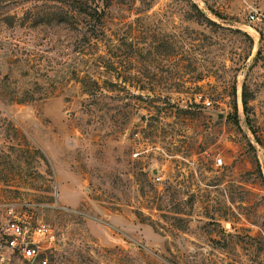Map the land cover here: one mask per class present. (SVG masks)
Wrapping results in <instances>:
<instances>
[{
  "label": "rangeland",
  "instance_id": "rangeland-1",
  "mask_svg": "<svg viewBox=\"0 0 264 264\" xmlns=\"http://www.w3.org/2000/svg\"><path fill=\"white\" fill-rule=\"evenodd\" d=\"M0 202L53 264H264V0H0Z\"/></svg>",
  "mask_w": 264,
  "mask_h": 264
},
{
  "label": "built area",
  "instance_id": "built-area-1",
  "mask_svg": "<svg viewBox=\"0 0 264 264\" xmlns=\"http://www.w3.org/2000/svg\"><path fill=\"white\" fill-rule=\"evenodd\" d=\"M216 161L223 164L221 157ZM56 242L54 226L38 217L33 204L0 202V264H53Z\"/></svg>",
  "mask_w": 264,
  "mask_h": 264
},
{
  "label": "trees",
  "instance_id": "trees-1",
  "mask_svg": "<svg viewBox=\"0 0 264 264\" xmlns=\"http://www.w3.org/2000/svg\"><path fill=\"white\" fill-rule=\"evenodd\" d=\"M81 8L84 10V11H87L88 9H93L95 10V12L97 13L96 16H93L92 18L94 19L95 22H101L102 21V18L104 17L105 15V12H104V9L103 10H100L99 9V6L98 5H95L94 7L92 6V4H88L86 2H82L81 4ZM95 17V18H94ZM91 18V19H92ZM57 22L56 24L57 25H61V17L59 19H56ZM54 20V21H56ZM40 23V22H39ZM51 23V22H49ZM37 24V23H36ZM89 24L91 25L92 24V21L90 20ZM242 99H243V104L244 106H246L248 104V97H247V89H246V86L244 85L243 86V89H242Z\"/></svg>",
  "mask_w": 264,
  "mask_h": 264
},
{
  "label": "crops",
  "instance_id": "crops-1",
  "mask_svg": "<svg viewBox=\"0 0 264 264\" xmlns=\"http://www.w3.org/2000/svg\"><path fill=\"white\" fill-rule=\"evenodd\" d=\"M84 198L81 196L80 192H76V194L72 197L70 202H67L68 205H80L83 202ZM66 201V200H65Z\"/></svg>",
  "mask_w": 264,
  "mask_h": 264
}]
</instances>
